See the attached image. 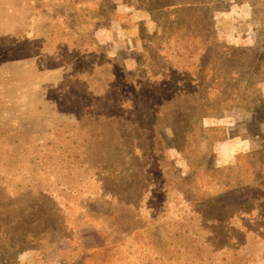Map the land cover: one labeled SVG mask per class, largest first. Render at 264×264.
Returning <instances> with one entry per match:
<instances>
[{
  "label": "rangeland",
  "instance_id": "obj_1",
  "mask_svg": "<svg viewBox=\"0 0 264 264\" xmlns=\"http://www.w3.org/2000/svg\"><path fill=\"white\" fill-rule=\"evenodd\" d=\"M212 1L218 42L264 59V0L224 27ZM162 3L0 0V264H264V73L210 94L201 153L170 147L156 89L196 90L202 46L162 40Z\"/></svg>",
  "mask_w": 264,
  "mask_h": 264
},
{
  "label": "trees",
  "instance_id": "obj_2",
  "mask_svg": "<svg viewBox=\"0 0 264 264\" xmlns=\"http://www.w3.org/2000/svg\"><path fill=\"white\" fill-rule=\"evenodd\" d=\"M249 3L255 10L256 8L253 0H249ZM203 4L204 3L200 0H163V3L158 6V8L162 11L172 10L169 14L170 19H168L167 16L166 21V25H170L171 31L170 34H166V31L163 32L161 35L162 40L165 39L166 43L172 39L178 41L191 40L200 42L202 46L201 58H199L200 78L197 76V79L194 81L192 80V83L195 82V85L192 87L196 88V90L192 91L185 83L186 79H182V85H180L177 93L172 94L171 96L162 95L163 88L168 85L169 79L176 73V68L171 67L166 69L169 71L166 75L161 77L160 89H156V94L160 95L161 93V96H159L160 102L156 101L157 103L155 104V108L157 107V109H155V112H159L158 114H160V116L164 115L165 117L163 120L160 116H156V121H158L159 125L171 128L174 137L171 139L169 146L175 147L184 156L187 155L189 147L194 146V144L190 145L188 142L191 138H194L193 142L197 145L195 151L197 150V153L198 151L200 153L202 152L199 147L202 143L200 141L202 139L200 138L204 137V132L208 130L203 125V119L205 117L215 115V111L211 108L212 106L219 105L217 102L213 104L208 103L211 99L210 94L215 93L218 90L219 92L220 90L225 92L238 90L236 88L242 84V81L246 78L245 76L249 75L251 77L264 73V59L256 58L254 53H251L252 51L250 48H236L218 42V36L216 30L214 29L212 15L218 9H216L215 5H213L214 3L212 0H210L207 5ZM172 16L173 19H171ZM158 27H160V30L163 28V25L159 21ZM159 39L160 36L158 34L151 36L152 43L158 42ZM216 47H222L228 49L229 51L239 52L241 55L236 59H234V57H227L224 62H220L215 54V50L210 52L211 49ZM180 55H185V52H182ZM243 55H245L246 58H242L241 56ZM184 70V73L188 71L187 69ZM181 71L183 72V69ZM145 72L146 75H140V79H145L144 81L156 79L160 75L154 72L152 73L149 70ZM204 73L205 78L201 83L202 74ZM153 85L156 84L154 83ZM247 87L249 88L250 85H247ZM100 114L102 115L104 113L101 112ZM122 120L128 125H131L128 120ZM117 123L115 125H117ZM161 134L163 136V140L166 141L167 137L162 131ZM207 146V148L210 149L211 145L209 144ZM128 147L131 146L128 144ZM133 149L134 148L132 147V150ZM149 165V162H146L141 165L142 169H138V182H142V180H144L146 183L147 176H150V171L148 170ZM204 166L206 167L205 164ZM95 167L96 165H93L92 169H97ZM109 170H111V172H115L116 169L111 166ZM214 170L216 169L212 163L207 165V171ZM145 189L146 185L142 186L140 190Z\"/></svg>",
  "mask_w": 264,
  "mask_h": 264
},
{
  "label": "crops",
  "instance_id": "obj_3",
  "mask_svg": "<svg viewBox=\"0 0 264 264\" xmlns=\"http://www.w3.org/2000/svg\"><path fill=\"white\" fill-rule=\"evenodd\" d=\"M231 6L228 11L222 12L218 15H225L219 17L221 27H224V22L236 24L239 21H248L252 18L253 10L250 3L246 0H230ZM236 38V36H235ZM240 40V39H239ZM238 42V41H237Z\"/></svg>",
  "mask_w": 264,
  "mask_h": 264
}]
</instances>
